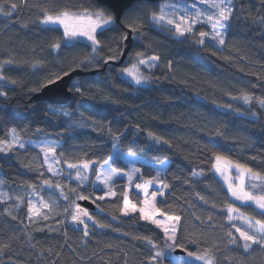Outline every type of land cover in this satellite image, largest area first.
Masks as SVG:
<instances>
[{"label": "trees", "instance_id": "trees-1", "mask_svg": "<svg viewBox=\"0 0 264 264\" xmlns=\"http://www.w3.org/2000/svg\"><path fill=\"white\" fill-rule=\"evenodd\" d=\"M232 2L225 44L218 48L198 43L199 32H207L203 25L182 37L157 26L149 7L157 2L136 1L116 22L95 0H0L8 10L17 5L11 15L0 14V92L5 93L0 96V142H7L14 129L25 143L0 151V187L10 197L0 198V264H150L154 249L148 241L165 245L163 233L138 213L121 215V183L112 199H98L101 193L90 189L99 165L109 162L126 170L121 159L112 157L114 146L148 162L137 163L145 178L155 177L151 163L168 162L162 175L167 193L155 207L181 217L178 245L196 255L208 250L213 264H264V248L253 244L244 251L235 230L244 217L264 223V213L231 201L213 172L219 155L264 176V0ZM97 10L111 15L113 23L96 32V51L84 41L69 43L58 27L41 25L46 13ZM128 31V54L114 66L109 62L119 60ZM153 56L156 67L143 70L149 85L136 86L120 76L135 59ZM76 70L97 73L72 78L66 105L33 98L50 79ZM42 142L58 145L54 156L60 165L92 164L86 186L49 174L37 148ZM199 172L203 177L196 180ZM45 181L61 186L68 202ZM32 191L50 201L47 220H29L27 193ZM81 196L95 205L88 210L87 236L70 222ZM129 197L141 204L134 190ZM230 206L236 209L231 219Z\"/></svg>", "mask_w": 264, "mask_h": 264}, {"label": "snow or ice", "instance_id": "snow-or-ice-1", "mask_svg": "<svg viewBox=\"0 0 264 264\" xmlns=\"http://www.w3.org/2000/svg\"><path fill=\"white\" fill-rule=\"evenodd\" d=\"M198 5H204V8L198 7ZM17 7L16 4H11L10 9L14 10ZM190 9H194V11H190ZM11 10L5 9L2 5H0V14L3 15H11ZM168 10H171L170 12ZM177 12L179 15H177ZM233 12V7L231 6V0H195V3L191 5H164L158 14H153V21L160 24H167L172 26L175 29V32L179 36H184L186 33L193 32V26L197 23H206L211 29L210 32L201 31L199 32V41L201 45L205 44L206 40L216 41L219 45L225 44L224 32L223 30L228 26V22L231 19V14ZM113 17L108 15L103 10H97L91 14H85L81 16L74 15L68 11H62L54 15L45 14L41 20V23L44 25H59L63 27L65 38L71 40L77 36H85L88 40L92 42L95 46L99 43L96 38V31L98 28H101L104 25H109L112 23ZM54 48H59V44L53 45ZM93 51H96V48L93 47ZM139 53L137 56L139 57ZM156 56L152 57V60H157ZM139 64L144 65L145 61L143 59H139ZM125 73L132 78L135 84L139 85L142 82L147 80V77H144L136 64H133L131 68L125 69ZM64 75H68L65 73ZM4 79L3 76H0V80ZM62 79L61 76H56L48 81V85H55ZM73 89L70 88L69 91ZM76 92L80 91V88L75 87ZM5 93L0 92V96H4ZM245 103L249 102L250 97L245 95L243 97ZM260 104L264 106V100L260 101ZM13 140L10 143L4 145V147H0V151H4L5 148H11L16 142L17 137L15 135V130H12ZM3 143V142H0ZM19 147L24 148V144H20ZM41 151L45 154V163H48L47 157L48 155L55 153V147H42ZM112 157H109L111 159ZM216 163L213 167L217 172L222 170V167L231 165V161L225 160L223 157L217 155L215 157ZM59 163V161H57ZM69 168L77 167L74 164H68ZM84 169L88 168V164L84 163L81 165ZM237 168H241L240 165H235ZM49 171H52L51 164L48 165ZM250 169H242V172H250ZM104 179L101 180V183L104 186L108 187V181L112 179L113 173L109 171L108 173H104ZM252 176L258 179H264L258 173H252ZM79 178V173H78ZM129 180L132 179L131 175L128 177ZM48 181H45L47 184ZM153 183V181L149 180L145 182V184H137L136 187L138 189H142L145 193L148 191V185ZM164 187H167L165 184ZM111 192V190L109 189ZM229 191L231 195L242 201H254L258 208L264 211V195L256 196L253 193L244 191L243 186L234 188L231 184H229ZM111 195H115V193H111ZM85 197L81 196L80 199H84ZM98 199H103L104 197H97ZM155 193H153V202L149 203L145 201L146 208L139 209L141 218L150 220L151 223L155 224L158 228H163L166 235V241H171V243H165L163 246H158L154 244L151 240L148 241L149 244L152 245L154 249L153 255L151 256L150 264H165L166 260V251L171 253L175 251L177 248L180 249L181 252H186L187 257L194 258L195 260L202 261L203 264H213V258L208 255V250L205 251L203 255H196L191 251H187L185 248L181 247L176 243V226L179 223L181 217L179 216H168L167 221L170 222L171 232L169 233V227H166L163 222L157 219H153L154 216L160 215L161 213L155 208L154 204ZM123 203L125 205L124 214H128V210L135 212L137 211L136 205L130 204L128 194L125 192ZM41 209H49L51 210V205L49 203L40 201L39 207L34 205L31 201L28 204V213L29 220H32L34 217L41 216ZM236 209L231 206L228 208L229 219L232 218V213L235 212ZM86 216L88 219H92V217L83 209H80L78 206L75 211L71 215V219L73 223L84 224V221L80 218L81 216ZM49 217L47 215H43V219L47 220ZM15 219V217H14ZM256 224L259 225L258 233L259 238L256 235H251L246 231H242L240 228H236V232L239 233L240 238L244 241V251H248L251 245L258 244L261 248H264V223L261 221H256ZM87 224H84V235H88ZM228 235L232 237V242L235 243V237L232 236V233L229 232ZM169 264H186L184 256H171L169 259Z\"/></svg>", "mask_w": 264, "mask_h": 264}, {"label": "rangeland", "instance_id": "rangeland-1", "mask_svg": "<svg viewBox=\"0 0 264 264\" xmlns=\"http://www.w3.org/2000/svg\"><path fill=\"white\" fill-rule=\"evenodd\" d=\"M193 3H195V0H163V1L157 2L156 4L149 6L150 11H151L150 20L153 21V14H158L160 12V9L164 5H171V4L191 5ZM231 6L233 7L232 0H231ZM198 7L204 8L205 6L204 5H198ZM168 11L170 12L171 10H168ZM190 11H194V9H190ZM81 15H85V14H79L77 16H81ZM177 15H179L178 12H177ZM112 23H113V21H112ZM154 23L159 27L167 28L168 30L171 31L172 35H174L175 37H182V36H179L175 32V29L172 26L167 25V24H160L157 22H154ZM111 24L104 25L101 28H98L97 31L104 29V28L110 26ZM41 25L44 27H58L64 32L63 27L59 26V25H44L42 23H41ZM198 25L205 26L207 28V32L211 31V29L209 28V26L206 23H197L196 25L193 26V32ZM226 28L223 30L224 37H225ZM192 33H186V34H192ZM66 40L69 43H71L75 40H80V41H84V42L88 43L92 47L96 48V46H97V45L94 46L92 44V42L90 40H88L87 37H85V36H77L75 38H72L71 40L66 38ZM206 41H208L209 43H211L212 45H214L218 48L222 46V45H219L216 41H211V40H206ZM138 61H139V59L137 58L133 62H131V64L122 68L120 70V76L127 79L129 82H131L132 84H134L136 86H147L150 83V77L147 74L143 73V70H146V71L153 70L156 67V65L158 64V59L152 60V58H150L148 60H144L145 61L144 65L139 64ZM133 64H136L140 73L144 77H147V80L145 82H142L139 85L135 84V82L132 80V78L130 76H128L124 71L125 69L131 68ZM11 133H12V131H11ZM11 133H10L9 140L5 143L0 144V147H4L5 144L12 142L13 136ZM15 135L17 137V142L11 148L19 147L20 144L25 145L24 141L21 140L20 137L16 133H15ZM45 146L55 147V149H56V147L58 145L54 144V143H50V142H42V143H39L37 145V148L39 149V152L42 155L45 168L49 174H52V176H54V177L63 176L67 180V182L77 183L81 186H86V184L89 182V179L91 177V166H92V164H88L87 169H84L83 167H81V165L84 163L74 164L77 167L69 168L68 164H61L60 165L59 163H57V158L54 156V153L48 155V157H47L48 163H45L46 157H45L44 152L41 151V148L45 147ZM7 149H10V148H5V150H7ZM112 157L121 159L126 164L127 168H126V170H117V169L113 168L109 162H106V163L99 165L97 168V171H96V176L94 177V179L90 185L91 186V188H90L91 192H93V193L100 192L101 193L100 196L97 195L96 197L102 196V197H104L103 199L114 198L116 196L115 185L117 183H121L125 187V192L128 194V197H129V193L131 190H134L136 193L140 194L142 197V201H141L140 205L133 202L129 197L130 204L136 205L138 210L133 212L129 209L128 214L125 215L124 214L125 205L123 203L122 204V212H121L122 216H129V215H132L134 213H138L141 216L139 209L146 208L145 201H148L149 203L153 202V193H155V200H154L155 205H156L157 200L164 198L165 194L167 193V187H164L165 183L162 179V175L167 168L168 162L151 163L152 167L155 169L156 174H155L154 178L150 179V178L143 177L140 169L137 166L138 162L148 163L142 157L122 153L118 150L117 146H114ZM224 159L227 161H230L226 158H224ZM215 163H216V161L214 158L213 165ZM49 164H51V166H52V169H53L52 171H49V169H48ZM235 165H237V164L231 161V165L222 167V170L220 172H217L216 169L213 167V172H214L216 178L224 185V188L226 189L228 196L231 199V201L238 203V204H241V205H245V204L252 205L253 207H256L259 211L264 213V211H262L260 208L257 207V205L254 201L238 200L231 195V192L229 191V184H231L234 188L243 186L244 191L253 193L256 196L264 195V179H258V178H255L252 176V173H257V172L250 171V172L245 173V172H242V169H245L246 167L240 165L241 168H237V167H235ZM246 169H248V168H246ZM109 171H111L113 173V175H112V179L108 181V187L106 188L104 186V184L101 183V180L104 179L103 174L108 173ZM78 173H79V178H78ZM129 175H131V177H132L131 180L128 179ZM259 175L261 177H264L261 174H259ZM202 177H203V173H201V172L194 174V178L196 180H198ZM149 180L153 181V183L148 185L147 193H145L142 189H138L136 187L137 184L143 185V184H145V182H147ZM44 186L49 188V189L54 188L55 191L59 192L60 197L63 200H65L66 203L68 202L67 201L68 199L66 198L65 192L62 190L61 186L55 185L54 187H51L50 185H47V184H44ZM109 189L111 190V192L109 191ZM111 193H115V195H111ZM0 198L5 199V200L10 199L9 195L3 189H1V187H0ZM41 200L50 204V201L48 199H46L45 197H43L42 194H36L33 191H32V193L31 192L27 193V208H28L29 201H31L34 205L39 207ZM80 200H82V199H80ZM21 203H22V199H21V197H19L18 205H21ZM77 206L80 209H83L84 211H86L88 213V209H86V208H84L78 204V205H73V207L71 208V215L75 211ZM65 212L67 213V209L65 210ZM47 214H48L47 209H41V216L40 217H43V215H47ZM71 215H70V222L73 223V221L71 219ZM232 215H234V214H232ZM167 217H168L167 215L160 214V215L154 216L153 219H157V220H160L161 222H163L166 227H169V233H170L171 232L170 222L167 221ZM34 218L37 219L39 217H34ZM80 218L84 221V224L90 223L89 222L90 219H88V217L82 215ZM244 219H245V221H240L239 224L235 226V230H236V228H240L242 231H246L251 235H256L259 238V233L257 231L259 228V225L256 224V221L251 220L247 217H244ZM142 220L144 222L156 227L157 229H159L163 233L165 241H166V235H165V231L163 230V228H158L155 224L151 223L150 220H147V219H142ZM73 224L82 228V229H85L84 224H79V223H73ZM177 226H178V224H177ZM177 226H176V234H177ZM237 234L239 235V233H237ZM166 243H171V241H166ZM171 256H184L186 264H203L202 261L195 260L194 258H189L185 254L184 255L183 254H175L173 252L168 253L166 251V257L170 258Z\"/></svg>", "mask_w": 264, "mask_h": 264}, {"label": "water", "instance_id": "water-1", "mask_svg": "<svg viewBox=\"0 0 264 264\" xmlns=\"http://www.w3.org/2000/svg\"><path fill=\"white\" fill-rule=\"evenodd\" d=\"M99 5H102L109 9L115 17V21L119 22L123 13L136 1L140 0H95ZM151 3L160 2L163 0H142ZM131 33L128 31L127 37L125 39V47L122 51V54L118 61H110L109 63L114 66H121L124 62L130 45H131ZM107 63L104 64V67ZM103 67V68H104ZM96 70L90 71H80L76 70L68 73V75L62 76V79L55 85H45L41 88L39 92H37L33 98L39 102L47 103L50 106H63L66 105L71 99V91H69V86L73 77L83 76V75H94L96 74ZM78 204L88 210H94L95 205L87 200H79ZM175 254H183L184 252L175 250Z\"/></svg>", "mask_w": 264, "mask_h": 264}]
</instances>
